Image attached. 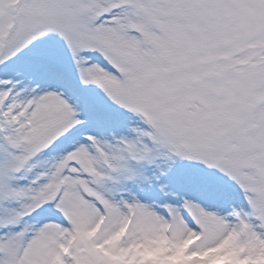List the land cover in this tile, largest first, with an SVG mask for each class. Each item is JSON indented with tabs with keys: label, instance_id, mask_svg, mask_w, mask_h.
I'll return each instance as SVG.
<instances>
[{
	"label": "snow or ice",
	"instance_id": "snow-or-ice-1",
	"mask_svg": "<svg viewBox=\"0 0 264 264\" xmlns=\"http://www.w3.org/2000/svg\"><path fill=\"white\" fill-rule=\"evenodd\" d=\"M0 264H264V0H0Z\"/></svg>",
	"mask_w": 264,
	"mask_h": 264
}]
</instances>
